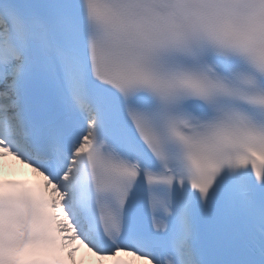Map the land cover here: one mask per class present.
<instances>
[{"label":"snow or ice","instance_id":"obj_1","mask_svg":"<svg viewBox=\"0 0 264 264\" xmlns=\"http://www.w3.org/2000/svg\"><path fill=\"white\" fill-rule=\"evenodd\" d=\"M106 261L264 264V0H0V264Z\"/></svg>","mask_w":264,"mask_h":264},{"label":"bare ground","instance_id":"obj_2","mask_svg":"<svg viewBox=\"0 0 264 264\" xmlns=\"http://www.w3.org/2000/svg\"><path fill=\"white\" fill-rule=\"evenodd\" d=\"M77 259H85L86 261L91 260L95 262L98 258L92 256L91 253H88L86 248L80 246V251L77 253Z\"/></svg>","mask_w":264,"mask_h":264}]
</instances>
